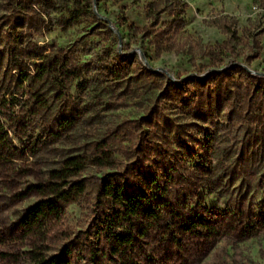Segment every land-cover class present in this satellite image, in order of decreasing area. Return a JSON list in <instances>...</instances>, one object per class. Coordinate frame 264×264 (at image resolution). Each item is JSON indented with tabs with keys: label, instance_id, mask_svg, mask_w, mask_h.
I'll return each instance as SVG.
<instances>
[{
	"label": "rangeland",
	"instance_id": "obj_1",
	"mask_svg": "<svg viewBox=\"0 0 264 264\" xmlns=\"http://www.w3.org/2000/svg\"><path fill=\"white\" fill-rule=\"evenodd\" d=\"M237 66L264 79V0H0V264H34L67 233L94 237L83 264H120L97 237L101 182L138 143L170 160L136 264H264V95ZM69 159L86 190L66 233L35 235L20 219Z\"/></svg>",
	"mask_w": 264,
	"mask_h": 264
},
{
	"label": "trees",
	"instance_id": "obj_2",
	"mask_svg": "<svg viewBox=\"0 0 264 264\" xmlns=\"http://www.w3.org/2000/svg\"><path fill=\"white\" fill-rule=\"evenodd\" d=\"M26 50L28 58L32 61L43 58L37 46L27 47ZM237 68L248 77V83L253 86L252 91L264 95V79L251 74L247 68ZM197 80L203 82V78L199 77L192 79V82ZM250 101H247L248 104ZM3 116L0 111V149L7 144L10 136ZM102 150L105 154L106 151ZM133 153L131 166H126L119 174L104 176L100 189L102 197L97 216V237L118 257L120 264H136L133 255L136 253L138 242L158 223L166 205L167 187L162 182V170L168 168V155L157 145L149 146L147 143H138L133 147ZM105 157L107 155L99 156L103 164L107 162ZM148 160H151L152 165L147 163ZM66 163V166L52 172V178L61 180V183L51 181L46 197L27 208L20 219L23 227L35 235L50 234L52 237L66 233L67 230L61 222L66 207L80 199L86 190L83 180L76 178L80 173L81 164L76 159H69ZM207 226V222L203 220L182 224V228L188 230L195 227L207 229ZM210 232L214 231L210 229ZM63 235L67 242L58 252L44 255L33 251L31 254L34 264H83L82 260L86 256L88 259L97 258L95 241H87L94 240V237L87 238L82 243L72 237L71 233Z\"/></svg>",
	"mask_w": 264,
	"mask_h": 264
}]
</instances>
